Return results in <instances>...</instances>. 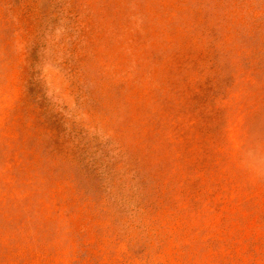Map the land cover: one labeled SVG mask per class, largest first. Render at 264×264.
I'll return each mask as SVG.
<instances>
[{
    "label": "rangeland",
    "instance_id": "374dc122",
    "mask_svg": "<svg viewBox=\"0 0 264 264\" xmlns=\"http://www.w3.org/2000/svg\"><path fill=\"white\" fill-rule=\"evenodd\" d=\"M0 264H264V0H0Z\"/></svg>",
    "mask_w": 264,
    "mask_h": 264
}]
</instances>
